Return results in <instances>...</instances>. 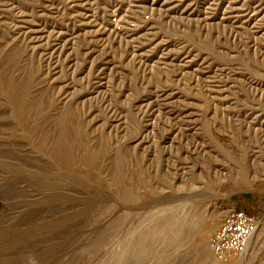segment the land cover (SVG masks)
<instances>
[{
  "label": "rangeland",
  "instance_id": "rangeland-1",
  "mask_svg": "<svg viewBox=\"0 0 264 264\" xmlns=\"http://www.w3.org/2000/svg\"><path fill=\"white\" fill-rule=\"evenodd\" d=\"M262 1L0 0V264H264Z\"/></svg>",
  "mask_w": 264,
  "mask_h": 264
},
{
  "label": "built area",
  "instance_id": "built-area-1",
  "mask_svg": "<svg viewBox=\"0 0 264 264\" xmlns=\"http://www.w3.org/2000/svg\"><path fill=\"white\" fill-rule=\"evenodd\" d=\"M257 226L258 220L254 214L233 209L210 236L209 245L215 257L227 260L243 253Z\"/></svg>",
  "mask_w": 264,
  "mask_h": 264
},
{
  "label": "bare ground",
  "instance_id": "bare-ground-1",
  "mask_svg": "<svg viewBox=\"0 0 264 264\" xmlns=\"http://www.w3.org/2000/svg\"><path fill=\"white\" fill-rule=\"evenodd\" d=\"M263 2V1H262ZM264 3V2H263ZM263 11V10H262ZM261 11V12H262ZM260 12V13H261ZM264 50V49H263ZM27 57V56H26ZM59 153V152H58ZM56 161V160H55ZM246 171V170H245ZM244 171V172H245ZM244 172H242L243 174H245ZM244 176V175H243ZM256 174H255V171H253V174H252V177H255ZM248 178V177H247ZM249 178H250V175H249ZM259 226H257L255 232L252 234V236L250 237L249 239V242H248V248L253 244V239L255 237L256 234H259ZM209 232H203L200 237H199V244H200V247L201 249L205 252V254L207 256H209L211 259H213L215 261V264L217 262V264H223L222 262H218L216 261V259H214V254L212 253V251L210 250L209 248ZM123 244V243H122ZM216 258V257H215ZM223 261V260H222ZM239 261V260H238Z\"/></svg>",
  "mask_w": 264,
  "mask_h": 264
}]
</instances>
